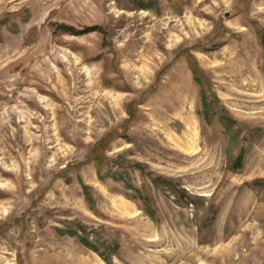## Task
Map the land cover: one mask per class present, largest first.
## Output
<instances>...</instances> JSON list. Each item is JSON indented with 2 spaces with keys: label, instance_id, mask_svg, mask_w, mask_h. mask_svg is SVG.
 <instances>
[{
  "label": "rangeland",
  "instance_id": "1",
  "mask_svg": "<svg viewBox=\"0 0 264 264\" xmlns=\"http://www.w3.org/2000/svg\"><path fill=\"white\" fill-rule=\"evenodd\" d=\"M262 35L264 0H0V264H106L66 229L114 264H264Z\"/></svg>",
  "mask_w": 264,
  "mask_h": 264
},
{
  "label": "trees",
  "instance_id": "2",
  "mask_svg": "<svg viewBox=\"0 0 264 264\" xmlns=\"http://www.w3.org/2000/svg\"><path fill=\"white\" fill-rule=\"evenodd\" d=\"M143 8H153L155 7L152 3H147L146 5H142ZM58 27L62 30L65 31H69L72 33H79L81 31L75 30L73 27H68L67 25H63V24H59ZM98 27L96 26H91V27H86L84 28V30L82 32H87V31H91V30H97ZM261 43L264 47V35L261 36ZM188 61L191 65L192 71H193V75H195L199 69L196 66L193 57L189 54L188 55ZM197 81H200L198 78L196 79ZM205 117L207 118V111L205 112ZM104 150V146H101L100 141H96L93 146H92V153L90 155V157L93 159V161L95 162V165L97 167V174L98 177L100 179H103L105 176L109 175L112 176L113 179L116 180H123V178H125L123 175H121V173H115L112 171H107L105 174H101V170L100 167L105 163V161L107 160V155H105V153L103 152ZM117 159H122V156H118ZM235 167L239 168L241 166V155H239V157L237 158L236 162H235ZM134 166L140 171L142 172V169H140L139 167H142V165L140 163H134ZM160 179V176H153L151 177V183H153V185L158 186L159 183L157 182ZM166 182L165 188H167L168 190H170L171 192H174L172 189V186L170 185L171 183H169V180L167 179H163ZM78 182L81 186L82 189V193L84 195L85 200L88 203L93 202L92 196L90 194L89 191V186L86 185L80 178L78 179ZM125 188L127 189H133V193H126V195L131 198L136 200L143 208L144 212L147 213V215H149L150 217L154 218L155 216V209L151 206V198L144 194L140 189L136 188L129 180L127 181H123ZM62 232V231H61ZM65 233L75 236L79 242H81L84 246H86L87 248L91 249L92 251H94L95 253H97L106 264H114L111 258V254L109 251H103L100 248H98L97 245H95L94 243H92L84 234L79 233L77 230L75 229H66L64 231Z\"/></svg>",
  "mask_w": 264,
  "mask_h": 264
}]
</instances>
